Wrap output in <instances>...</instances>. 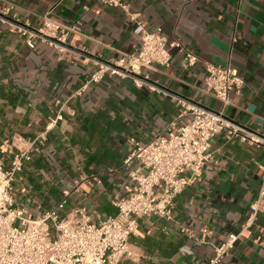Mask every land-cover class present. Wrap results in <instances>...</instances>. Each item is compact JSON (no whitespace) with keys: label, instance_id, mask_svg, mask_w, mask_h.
<instances>
[{"label":"crops","instance_id":"0c3cea01","mask_svg":"<svg viewBox=\"0 0 264 264\" xmlns=\"http://www.w3.org/2000/svg\"><path fill=\"white\" fill-rule=\"evenodd\" d=\"M125 1L147 30L160 27L195 53L196 64L181 69L173 51L169 67L142 70L141 85L107 74L83 87L98 59L138 47L129 16L96 0H0V164L7 168L16 152L28 151L12 196L29 217L53 207L77 180L66 212L80 205L94 222L114 214L112 198L129 185L128 137L166 134L187 120L183 105L222 109L226 121L264 141V0ZM44 18L79 23L80 34L63 52L43 42L28 48L15 27L38 28ZM205 62L229 64L244 78L241 93L223 108L205 91ZM209 151L201 180L176 196L173 220L142 221L121 264H202L214 245L240 232L218 264H264V214L247 221L264 176V143L222 130ZM91 174L101 183L79 181Z\"/></svg>","mask_w":264,"mask_h":264},{"label":"built area","instance_id":"2783aa9c","mask_svg":"<svg viewBox=\"0 0 264 264\" xmlns=\"http://www.w3.org/2000/svg\"><path fill=\"white\" fill-rule=\"evenodd\" d=\"M96 1L120 8L129 16L139 45L133 53L119 52L106 62L96 61V69L83 87L101 81L107 74L120 79L131 78L136 85H141L145 82L138 77L142 70L169 67L173 51L181 54V69L196 64L198 56L180 41L166 37L160 27L147 30L143 21L130 13L125 0ZM15 30L24 37L28 48L43 42L63 52L68 44H73L74 36L79 35L81 29L79 23L66 25L44 18L38 28H30L27 24L16 26ZM204 67L205 91L217 99L222 108L229 103L231 94L241 93L244 78L236 68L211 62H205ZM82 91L81 88L74 95ZM183 106L187 120L167 128L166 134H154L143 141L133 135L128 137L131 151L123 161L129 167L128 188L112 198L116 212L98 222L92 221L80 205L66 212L70 194L78 190V180L75 188L62 190L61 198L53 207L34 218L29 217L27 207L16 205L12 196L17 173L30 159L28 151L16 152L7 168L0 164V264H121L130 256L129 240L139 232L142 221L173 220L176 196L192 181L201 180L203 166L212 156L211 142L218 133L227 130L228 136L238 137L242 142L264 143L226 121L222 109L212 111L197 105ZM261 168L264 171V165ZM79 181L89 186L101 183L99 176L94 174L82 176ZM259 214H264V176L256 199L250 204L248 223ZM201 232L206 234L207 230L201 229ZM187 233L195 237L190 230ZM241 236V232L229 234L223 242L214 245L212 258L202 264H218Z\"/></svg>","mask_w":264,"mask_h":264},{"label":"water","instance_id":"95a60500","mask_svg":"<svg viewBox=\"0 0 264 264\" xmlns=\"http://www.w3.org/2000/svg\"><path fill=\"white\" fill-rule=\"evenodd\" d=\"M69 47V45H67ZM85 53V52H84ZM99 61H103V62H106V60H103V59H98ZM138 77H142V76H138Z\"/></svg>","mask_w":264,"mask_h":264}]
</instances>
